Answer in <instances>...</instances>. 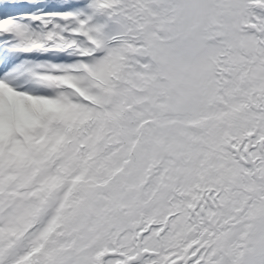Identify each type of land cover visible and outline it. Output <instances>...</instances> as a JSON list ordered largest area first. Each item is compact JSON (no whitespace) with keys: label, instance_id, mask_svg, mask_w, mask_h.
I'll use <instances>...</instances> for the list:
<instances>
[{"label":"rangeland","instance_id":"rangeland-1","mask_svg":"<svg viewBox=\"0 0 264 264\" xmlns=\"http://www.w3.org/2000/svg\"><path fill=\"white\" fill-rule=\"evenodd\" d=\"M73 1L68 4L67 0H53L51 6L55 9L40 11L43 16L48 15L43 25L34 24L36 19L32 16L23 21L24 25L28 24V29L31 24H34L29 44L33 42L35 48L38 51L41 49L44 54L16 55L11 66L5 69L6 73L0 75V205L3 207L2 210L4 209V212L0 210V231L4 229L6 231L10 228L9 224L12 221L15 225V219L23 217L21 205L24 202V193L19 194L18 189L27 184L28 176L32 177L34 182L33 167L37 166L43 172L48 160L52 161L55 157L62 155L61 152L69 151L72 147L76 149V143L82 142L85 138L86 141H91L94 138V132L98 134L101 132V129L97 128L95 118L97 121L101 120L104 116L102 112L110 116L117 111L119 106L123 108V98L120 99V97L126 88L123 85L125 71L131 83L139 84V79H145L140 74L144 69L139 65L143 60L144 41L148 38H158L161 42L176 40L178 33L172 32L176 29L182 31V35H186L189 29L185 27L198 19L201 10L198 4H192V0H178V18L170 30L168 26L172 25L160 21L164 14L159 15L156 7V2L164 3L165 1H168V6H170L171 1L169 0H82L84 3H76L75 1L78 0ZM210 1L215 3L218 0ZM59 2L61 4L57 9ZM219 2L226 10L224 15L227 18L223 25H226L230 33L238 29L239 25H245L242 23L245 19V11L241 10L244 0H219ZM82 4H85L86 8H83ZM169 13L174 14L167 10L166 14ZM34 16L36 17L35 14ZM198 25L192 27L191 37L187 36L185 42H181L179 48H174L171 52H163L160 43L150 46L156 63L167 79V91L170 95L165 102L162 100L163 103L156 104L167 113L168 120L166 121L172 122L171 132L181 135L182 138L185 136L178 131L182 128L184 118L180 116L192 109L191 102L210 93L209 85L212 82H209L210 73L205 76L204 68L198 72L195 68L189 69L184 57L191 50L192 45L198 43L200 39H203L204 43L202 47L200 46L198 53L199 61L208 60L214 52L219 50L214 39L212 43L204 40L203 35L210 33L206 19L205 21L200 19ZM245 33L248 34L247 31ZM221 34L223 32L216 33V35L211 34V37ZM112 35H116L117 39L114 40L115 36ZM250 36L254 37L251 34ZM69 48L82 53L84 57L71 60L68 65L65 63L57 65L54 52L58 53L60 50ZM258 50L261 52L259 45ZM43 69L46 72H43ZM148 69L149 72L153 71V65L150 64ZM64 70L69 72L63 75H50ZM236 70L239 71V66H236ZM251 70L252 72L243 83H249L251 80L257 81L252 85L253 91L256 92L258 85L264 86V68L252 64ZM236 74L239 73L236 72ZM252 74L254 77H250ZM203 77L204 80L201 82ZM148 86L150 83L147 82L145 87L149 88ZM130 93L133 94V91L131 90ZM120 116L121 114L117 118ZM161 118L157 117L158 120ZM52 120H55L57 124L53 126ZM253 121V118H250L249 122ZM132 126L133 124L129 121V133L133 131ZM151 129L154 136L156 128ZM183 129L190 130L188 127H183ZM261 129L258 132L263 133L264 121L261 122ZM161 132L163 137L170 141L164 142L165 138H160L153 147L155 149L157 146L161 151L159 155L162 156L172 153L175 157H173L174 161L179 155L180 142L170 136V132ZM156 135L162 136L157 132ZM252 136L254 138L256 135ZM144 144L153 151L149 140H146ZM252 150H257L256 145L252 146ZM163 168L159 166V171ZM21 171L26 172L24 176ZM158 180L159 176L156 175L154 181ZM257 185L261 183L254 185L252 189ZM260 191L264 193L263 185L260 186ZM39 198L40 201H36V204L45 207L46 199L41 196ZM170 199L155 192L152 197L153 202H149L155 204L152 208L158 216L166 209H177V215L163 231L167 244L180 239L177 237V232L182 224H186L185 208L179 198L171 197ZM262 200L263 196L255 205L252 217L258 222H255L252 228H247L243 235V244L247 246L244 252L237 257V262L232 261L226 250L225 253L218 255L215 248H208L202 259L200 251L195 250L192 258H200L198 264H249L252 259H247L248 255L264 246V203L261 202ZM124 201L122 197L118 199L120 203ZM93 205L94 203H88L81 206L73 221L66 220L63 225L64 230L74 231L79 238L72 246H65L61 256L64 260L51 264H89V247L101 244L104 240L103 232L106 229L110 230L113 226L117 232L120 231L121 236L118 238L120 253L113 254L116 261L113 260L112 263L118 264L117 260L121 259L125 253L133 252L135 247L128 241L125 227L121 222L128 211L121 213L114 209L115 214L112 215L111 212L107 220L106 218L103 220L105 222H100L101 215L98 214L102 213L100 206L95 204L98 209L94 212ZM147 205L143 204L142 209L146 210ZM113 208H115L114 204ZM36 211L37 209L33 208V212ZM104 211L106 213V210ZM49 213L51 215L52 210ZM115 217L119 219L116 223H114ZM47 218L45 217L43 221L45 222ZM241 220L242 218H237L230 221V229L227 231L228 240H231L234 229H239ZM88 222L92 225L87 226ZM39 228V234L44 235L47 226L43 223ZM31 229L30 238L32 243H35ZM154 229V226L150 227L144 233V239L152 240ZM35 231L36 226L33 229V232ZM171 232H175L174 236L170 234ZM86 241L87 246L85 247L84 242ZM221 242L222 237L219 236L215 243L223 250L226 246ZM74 246L81 247L79 251L81 253L78 256H74L71 252ZM166 248L167 246L164 249ZM155 257L157 256L153 254V258ZM186 260L191 261L190 258Z\"/></svg>","mask_w":264,"mask_h":264},{"label":"trees","instance_id":"trees-1","mask_svg":"<svg viewBox=\"0 0 264 264\" xmlns=\"http://www.w3.org/2000/svg\"><path fill=\"white\" fill-rule=\"evenodd\" d=\"M250 3L264 8V0H249ZM255 38L264 44L261 38ZM239 48L240 46L234 47L231 53L227 54L231 62L234 63L233 59H235V65L229 64L226 67H221L216 64L215 76L209 85L210 93H206L201 99L191 102L192 109L180 116L184 118V121L178 133L184 135L185 138L171 132L172 125L170 121H166L162 107H153V102L157 103L161 100L164 97L163 94L154 92L156 97L152 98L149 97L151 91L146 90L140 96V100L146 99L147 103L138 110L140 116L139 119H136L138 127L132 133L131 138H127L121 129L124 125L123 116L117 118L119 114L122 115L126 112L122 108L123 110L120 109L119 113L112 119L109 131L103 133L104 135L97 143L85 144L83 142L85 145L81 146L79 152L74 151L72 156L65 158L67 161L66 164H62L60 174L67 176L76 174L75 183L89 179V182L101 188L106 196L107 193L104 190L109 188L111 190L110 197L113 200L119 195H124L127 200H131L135 206H138L137 202L152 197L156 189V187L153 188L152 182H154L156 175L162 176V173L161 175L158 174L159 166L166 169L164 178L159 180L161 191L167 190L171 184L176 182L178 173L185 175L182 178L185 186L188 187L191 184L190 178L187 177L190 172L189 162L193 160V165L197 168L195 172L197 178L191 189L184 190L179 194L183 204L187 207V213L193 215V219H195L196 213L194 206L199 205L200 207L208 191L220 189L222 180L227 181V184L221 188L222 192H229L230 196L241 193L239 187H233L238 173L232 167H242L244 163L248 164L250 168L246 173L250 179L246 182H260L263 177L261 163H264V132L261 133L258 130H262L261 122L264 121V86L258 85V91L254 92L252 85L257 81L251 80L249 83H243V81L252 72V64L264 68V53L257 55L255 46H251L246 50L247 55L244 56L242 52H245V49ZM236 65L239 66V74L235 72ZM222 73L227 75L223 76ZM250 77H254V75L252 74ZM159 116L162 117L161 121L157 119ZM250 118L254 120L252 123L249 122ZM152 127L156 128L154 131V136L158 137L156 140L153 139L155 138L153 134H148L152 131ZM183 127H188L190 130H184ZM161 131L170 132V136L180 142L178 151L181 156L177 162L173 161V156L170 154L155 155L154 143L160 138H165ZM156 132L162 136H157ZM254 134L256 136L252 138ZM108 138H111V141H108ZM146 140H149L153 151L144 144ZM168 141L170 140L164 139V142ZM254 144L259 151L256 154L251 153V147ZM224 165L229 169L224 170ZM244 171L246 170L242 169V172ZM230 187L231 190L228 189ZM245 187L248 188L246 183ZM259 187L257 185L258 190ZM76 196L77 191L70 193L69 201L64 207H61L46 236L36 248H31L19 255L15 261L4 259L3 262L0 261V264H44L45 259L37 256V253L45 251L50 244L51 236L57 237L63 234L59 226L64 222L68 209L75 204ZM245 197L247 198V196ZM119 207L121 210H125L126 206ZM140 214V210L135 207L125 220L129 240L134 244L136 250L129 254L125 253L122 259L118 261L119 264L138 262L141 256L143 245L140 241L142 235V221L140 220L142 217ZM166 214L170 215L171 213L167 211ZM42 216L43 213L38 210L32 214L31 220L33 223H38ZM151 222H153V215L150 214L146 223L149 225ZM26 228L19 226L9 238L3 237L0 243V252H18L20 249L18 243H23ZM109 241L111 247L107 246ZM109 241L102 245H93L90 248V264L112 263L106 262V260L109 258L108 254L120 252L118 237L113 235ZM189 243L190 241L184 245ZM11 245L13 247L9 250ZM162 260V264H167L165 256Z\"/></svg>","mask_w":264,"mask_h":264},{"label":"bare ground","instance_id":"bare-ground-1","mask_svg":"<svg viewBox=\"0 0 264 264\" xmlns=\"http://www.w3.org/2000/svg\"><path fill=\"white\" fill-rule=\"evenodd\" d=\"M0 27H5L6 29L8 28L9 31L14 32L13 36H18V37L23 36L22 39L25 41H28V39L24 35H22V34L19 35V33H18V29L20 28V24L12 23V21H8V20H5V21L0 20ZM10 38H12V37L9 36V38H5V39L10 40ZM29 47H31V46H29ZM0 57H2V55H0Z\"/></svg>","mask_w":264,"mask_h":264}]
</instances>
